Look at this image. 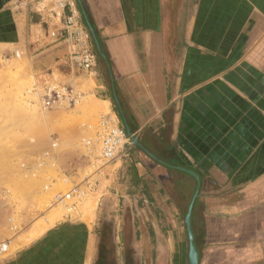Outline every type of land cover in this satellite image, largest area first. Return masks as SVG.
I'll return each mask as SVG.
<instances>
[{
    "label": "crops",
    "instance_id": "crops-1",
    "mask_svg": "<svg viewBox=\"0 0 264 264\" xmlns=\"http://www.w3.org/2000/svg\"><path fill=\"white\" fill-rule=\"evenodd\" d=\"M68 15L90 70L70 61ZM0 50H27L35 73L74 87L91 81L77 92L114 105L129 138L110 161L70 145L72 189L97 195V211L37 238L50 252L35 264H188L193 197L197 264H264V0H0Z\"/></svg>",
    "mask_w": 264,
    "mask_h": 264
},
{
    "label": "rangeland",
    "instance_id": "rangeland-1",
    "mask_svg": "<svg viewBox=\"0 0 264 264\" xmlns=\"http://www.w3.org/2000/svg\"><path fill=\"white\" fill-rule=\"evenodd\" d=\"M26 51L0 50V241L8 244L0 264L43 261L50 250L37 249V238L53 226L65 225L69 216L80 213L83 219H93L97 195L62 202H56L54 196L80 185L70 181L65 152L74 142L86 144L114 106L107 108L99 96L82 99L81 94L74 104L44 107L40 87L45 82L67 85L84 94L92 82L74 87L56 73L53 77L39 75ZM42 225L44 231H40ZM104 234V239L111 238L108 231ZM113 254L112 248L105 249L106 256Z\"/></svg>",
    "mask_w": 264,
    "mask_h": 264
},
{
    "label": "built area",
    "instance_id": "built-area-1",
    "mask_svg": "<svg viewBox=\"0 0 264 264\" xmlns=\"http://www.w3.org/2000/svg\"><path fill=\"white\" fill-rule=\"evenodd\" d=\"M64 7L63 4H60ZM64 28L60 32L62 38L72 40L74 51L71 54V61L79 68L90 70L94 66L95 57L87 46L86 36L83 30L76 23L72 15H68L64 21ZM41 101L44 107L60 106L62 104H74L80 94L70 86L56 82H45L41 87ZM129 142L121 126L110 118H104L100 127L93 137L86 142L88 146H94L98 151V157L110 161L117 157L124 145ZM78 195L77 188L71 189L65 194H56V202H62ZM8 251V244L0 241V258Z\"/></svg>",
    "mask_w": 264,
    "mask_h": 264
},
{
    "label": "water",
    "instance_id": "water-1",
    "mask_svg": "<svg viewBox=\"0 0 264 264\" xmlns=\"http://www.w3.org/2000/svg\"><path fill=\"white\" fill-rule=\"evenodd\" d=\"M89 29H90V31L92 33L93 38H94L96 49L102 55L101 47H100L97 39L95 38V34H94V32H93V30H92V28L90 26H89ZM187 173L192 175L194 178H197V176L193 172L187 171ZM193 201H194V197L190 201V204L188 206L186 215L184 217V222H185L187 236H188V264H197V259H198V253H197V250H196V248L194 246L193 233H192V230H191V211H192Z\"/></svg>",
    "mask_w": 264,
    "mask_h": 264
},
{
    "label": "bare ground",
    "instance_id": "bare-ground-1",
    "mask_svg": "<svg viewBox=\"0 0 264 264\" xmlns=\"http://www.w3.org/2000/svg\"><path fill=\"white\" fill-rule=\"evenodd\" d=\"M53 218H54V217H52V216L50 217L51 220H52ZM45 227H46L45 225H42L40 231H44Z\"/></svg>",
    "mask_w": 264,
    "mask_h": 264
}]
</instances>
